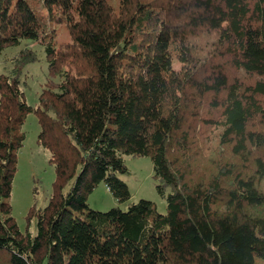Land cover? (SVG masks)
Wrapping results in <instances>:
<instances>
[{
  "label": "trees",
  "instance_id": "trees-1",
  "mask_svg": "<svg viewBox=\"0 0 264 264\" xmlns=\"http://www.w3.org/2000/svg\"><path fill=\"white\" fill-rule=\"evenodd\" d=\"M25 39L50 79L29 104L28 47L0 74V264H264V0H0V55ZM30 113L56 171L35 235L11 203ZM127 155L166 213L89 206L131 198Z\"/></svg>",
  "mask_w": 264,
  "mask_h": 264
},
{
  "label": "rangeland",
  "instance_id": "rangeland-1",
  "mask_svg": "<svg viewBox=\"0 0 264 264\" xmlns=\"http://www.w3.org/2000/svg\"><path fill=\"white\" fill-rule=\"evenodd\" d=\"M66 40H69V34L62 29L57 38V43ZM25 47L35 50L38 55L36 62L29 63L24 67L22 76V86L26 99L29 104L36 107L39 103V96L50 79L46 54L40 43L25 39L17 46L6 48L0 55V74L10 72L13 67V60ZM54 79L58 80L57 77ZM23 130L26 139L19 151L18 171L14 180L11 203L13 215L21 229L25 230L29 226V230L35 235L37 233L36 218H32L29 223L28 214L33 206L40 209L48 204L54 190L56 171L54 164L50 161V151L38 142L41 126L36 113L28 115ZM212 150L220 152L219 154L224 152L218 148L216 143L211 149V153ZM125 161L129 172L120 174V177L128 184L132 194L131 198L128 201L120 202L110 192L106 183L102 182L89 195V206L100 211H107L116 206L126 210L133 202L145 198L154 201L161 213H166L168 209L167 200L157 190L158 180L154 176L151 157L127 155ZM69 187L70 184H67L64 192H67ZM169 190L168 187L167 191L169 192Z\"/></svg>",
  "mask_w": 264,
  "mask_h": 264
}]
</instances>
